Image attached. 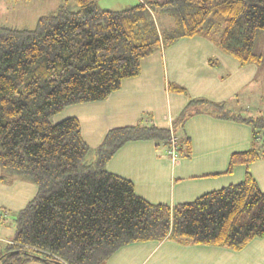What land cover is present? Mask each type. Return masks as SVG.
<instances>
[{"label": "trees", "instance_id": "obj_1", "mask_svg": "<svg viewBox=\"0 0 264 264\" xmlns=\"http://www.w3.org/2000/svg\"><path fill=\"white\" fill-rule=\"evenodd\" d=\"M75 6L61 0L33 29L0 25V168L37 190L14 217L0 264H105L122 246L166 239L240 251L263 237L264 191L248 170L238 183L170 207L138 196L129 179L105 168L130 141L162 140L167 153L173 128H113L92 149L77 118H50L105 100L140 74L144 58L181 39L204 37L240 65L260 66L254 50L264 37V0H153L120 11L101 9L97 0ZM205 110L245 122L254 142L264 130V109L245 119L205 100L192 101L182 119ZM187 141L182 148L176 140V152L189 156ZM262 158L255 147L233 152L223 174Z\"/></svg>", "mask_w": 264, "mask_h": 264}, {"label": "crops", "instance_id": "obj_2", "mask_svg": "<svg viewBox=\"0 0 264 264\" xmlns=\"http://www.w3.org/2000/svg\"><path fill=\"white\" fill-rule=\"evenodd\" d=\"M212 45L219 50V53ZM212 45L199 42L188 44L186 47L188 50H200L202 52L201 57L204 58L203 61L210 66H219L220 62H218V58L227 66L226 69L229 70L230 68L235 72H239L241 67L254 65L247 64L242 66L231 56L220 50L215 44L212 43ZM156 53L141 61V71L138 76L124 79L120 88L111 93L105 100L91 102L92 104L72 105L81 107L80 111L83 114L71 117L78 119L82 137L90 148H96L106 133L113 128L136 124L153 125L157 128L166 129H170L173 126L174 128V120L179 116V110L177 113L176 109L177 114L174 115L175 111L172 109L171 100L174 101L175 106L179 107L182 101L180 100V95L176 94L172 96L170 94V76L165 74V70L161 72V69H163L162 61L160 59L155 60V57L158 55ZM231 58L233 60H230ZM249 69H253V75H257L255 68ZM256 69H258L257 66ZM171 79V84L175 85V78L171 77ZM215 81V79L207 80L205 78L203 84L211 87L219 85ZM239 84H241V75ZM176 85L181 87L180 84ZM226 91L227 89L223 86L218 90V93H216V90L201 93L199 86L196 84L194 94L196 99L205 100L212 104H219L224 109L226 104L224 97L219 95ZM233 93L234 91L230 95ZM162 104L164 105L163 107ZM90 108L92 109L93 119L99 118V113L103 112V110H105L104 118L107 119L106 121L102 120V123L105 121L102 130L100 129V124L98 122L96 124L92 119V128L88 127L86 138L82 119L86 120L84 114L88 117L91 116L88 112ZM228 113L233 114L231 111H228ZM146 114L150 116L149 119L151 121L146 120ZM252 135V128L245 122L222 119L205 110L203 113H195L184 119V136L188 138L189 141L187 142L190 144V153L186 158L179 157L177 160L176 157L175 161L172 162L171 157L166 153V144V154H162V150L158 146L159 143L156 141H130L124 144L108 160L105 168L111 173L129 179L133 183L134 191L138 196L151 203L165 204L170 207L178 203L193 201L206 192L222 188L225 183L226 186L238 183L240 181L232 182L231 180L242 178L246 170L255 179L259 189L264 191L263 158L249 164L247 167L242 165L236 166L232 173L223 174L227 169L231 153L251 148ZM212 154L221 155L219 157V164L222 171L220 173L217 172L219 175L215 176L213 174L216 173H208L210 166L214 162L201 159L204 156ZM216 185L222 187L216 188ZM4 216H6L5 213ZM3 232L0 230V233ZM256 239H260L259 242L264 241L261 240L264 239V236ZM254 240L248 245L253 243Z\"/></svg>", "mask_w": 264, "mask_h": 264}, {"label": "rangeland", "instance_id": "obj_3", "mask_svg": "<svg viewBox=\"0 0 264 264\" xmlns=\"http://www.w3.org/2000/svg\"><path fill=\"white\" fill-rule=\"evenodd\" d=\"M67 1L73 9H76L75 0ZM143 1L147 3L153 0ZM60 2L61 0H0V25L18 29H33L37 19L54 10ZM138 3H140L139 0H97V4L101 9L113 11H120ZM159 21L163 27L164 25L170 24L169 21L160 18ZM199 42L210 45L213 43L201 36L181 39L175 45L166 47L164 51H158L156 53L158 55L155 57V60L160 59L162 61L163 69H161V72L165 70V74L170 76V94L172 96L176 94L180 95V100L182 101L179 107L175 106L174 101L171 100L172 109L175 111L174 115L179 110V116L174 120V128L171 126L174 129L175 137L179 145H182L181 141H186L182 114L184 113L185 115V111L192 101L201 100L195 98L194 90L196 84L199 86L201 93L213 90H216V93H218V90L225 86L227 91L219 95L224 97L226 103L223 110L227 112L231 111L234 115H239L244 118H254L258 117L264 109V37L257 39L254 50L255 53L263 56L262 64L260 66L256 65L258 69L254 66L255 64L253 66L241 67L239 72L232 71L229 67V70L226 69L227 66L224 65L220 58H218V62H220L219 66H210L203 61L204 58L201 57L202 52L200 50H188L186 47L188 44H196ZM213 47L219 53V50L215 46ZM230 60L233 59L231 58ZM249 68H255L257 75H253V69ZM240 75L241 84H239ZM171 77L175 78L176 84H180L183 87L182 89L184 90L182 92H175L174 86L176 84H171ZM205 78L207 80L215 79L216 84L219 85H214L215 87L207 86L203 84ZM176 87L179 86L176 85ZM232 91L234 93L230 95ZM80 108L78 106L68 107L61 113L50 118V122L54 124L74 115H82L83 112L80 111ZM88 112L91 116L88 117L84 114L86 120L82 119L85 136L88 127L92 128V109L90 108ZM104 113L105 110L99 113V118L96 117L93 119L96 124L97 122L100 124L101 130L103 123L107 119L104 118ZM149 117L146 114V120L151 121ZM102 120L105 121L102 123ZM258 135L259 140L256 142L251 141L252 145L250 147H255L259 153H264V130L259 131ZM163 142L159 140L158 146L162 150V154H166L165 143ZM176 156L178 160L179 157L186 158L188 154L183 149L179 152L177 151ZM220 156V154L218 156L212 154L201 158L205 161L214 162L210 166L208 173H220L222 171L219 164ZM92 157V154H90L89 158L92 159ZM1 175L3 180L0 181V214H3V219L0 223V230L4 232L0 233V253L6 251L8 244L12 242L15 227L14 217L35 196L37 191L35 186L27 179L13 176L8 171L0 168ZM241 179L243 177L235 178L231 181L238 182ZM220 185H216V188L222 187ZM224 186H226V183ZM4 213L6 216H4ZM259 240L255 238L253 243L241 251H233L221 247L192 245L181 243L175 239H166L162 242L147 241L131 243L115 251L105 264H264V241L259 242ZM27 264L54 263L30 260Z\"/></svg>", "mask_w": 264, "mask_h": 264}, {"label": "built area", "instance_id": "obj_4", "mask_svg": "<svg viewBox=\"0 0 264 264\" xmlns=\"http://www.w3.org/2000/svg\"><path fill=\"white\" fill-rule=\"evenodd\" d=\"M142 2V0H139ZM176 140L177 138L171 133V141H170V148L167 151V154L171 157L172 162L176 159ZM3 215L0 214V222L2 220Z\"/></svg>", "mask_w": 264, "mask_h": 264}, {"label": "bare ground", "instance_id": "obj_5", "mask_svg": "<svg viewBox=\"0 0 264 264\" xmlns=\"http://www.w3.org/2000/svg\"><path fill=\"white\" fill-rule=\"evenodd\" d=\"M171 136V135H170ZM175 136V135H174Z\"/></svg>", "mask_w": 264, "mask_h": 264}]
</instances>
